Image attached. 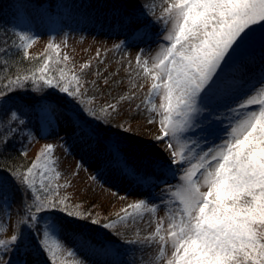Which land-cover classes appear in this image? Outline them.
<instances>
[{
	"label": "snow or ice",
	"instance_id": "snow-or-ice-1",
	"mask_svg": "<svg viewBox=\"0 0 264 264\" xmlns=\"http://www.w3.org/2000/svg\"><path fill=\"white\" fill-rule=\"evenodd\" d=\"M23 17L21 5L18 18ZM115 17L116 29L137 46L136 63L153 80L152 93L162 97L159 107L153 105L151 110L159 116L156 143L164 147L159 149L153 172L129 169L115 147L111 162L139 186L160 189L159 194L153 191L149 198L129 205L133 215L141 209L155 211L157 204L167 207L168 201L179 206L171 217L157 221L155 232L137 233L125 243L155 248L158 255L148 264H264V0H162V5L136 0ZM18 37L25 45L32 39L26 32ZM8 43L0 40V72L8 68ZM124 46V41L116 45ZM257 50L259 80L242 84L239 70ZM89 67L83 65L81 74L67 75L62 68L55 74L45 62L36 69L13 73L8 89H0V155L19 143L20 155L27 157L25 140L34 141L36 135L59 137L61 108L76 114L75 120L65 117L74 128L80 126L81 112L89 122L100 124L118 113L120 101L98 110L89 107L95 97L82 90ZM92 85L97 87L95 82ZM24 89L33 94L30 103L11 100L12 94ZM53 90L66 98L63 107L61 101L50 99ZM155 122V118L149 120ZM120 130L128 128L121 125ZM84 132L90 138L96 135L90 123ZM181 138L192 146L206 145L196 162L189 159L191 147L178 148L174 143ZM56 147L45 144L26 165L0 167V173H7L0 175V200L17 193L25 197L24 231L0 238V264H9L5 257L25 247V231L35 236L51 264L56 261L50 239L69 256L77 255L60 240V225L54 218L56 212L83 218L73 216L69 198L60 195V184L53 183L61 175L53 159ZM154 195L155 200L150 198ZM127 219V215L122 217ZM101 226L112 229L115 222Z\"/></svg>",
	"mask_w": 264,
	"mask_h": 264
},
{
	"label": "rangeland",
	"instance_id": "rangeland-1",
	"mask_svg": "<svg viewBox=\"0 0 264 264\" xmlns=\"http://www.w3.org/2000/svg\"><path fill=\"white\" fill-rule=\"evenodd\" d=\"M135 2L55 0L42 6L47 11L40 14L33 9L35 6H29L26 1L18 3V8L23 5L24 17L18 18L17 11L18 24L13 26L17 35L26 32L32 38L27 45L19 40V44L26 49V57L39 58V66L48 62L55 74L61 68L67 75L81 74V67L88 64L90 67L83 76L82 90L87 92L88 97H95L89 107L98 110L100 106L120 101L117 104L118 113H113L104 124L89 122V118L81 112L80 126L75 128L65 117L75 120L76 114L61 108L64 116L58 129L59 137L54 134L47 138L36 135L34 141H24L23 149L28 152L25 159L30 162L45 144L57 145L53 159L57 161L56 169L61 175L53 183L60 184V195L69 198L67 203L73 216L83 217L74 219L62 212L54 213L60 225V240L77 253L76 256H69L64 247L58 246L55 239H50L49 247L56 264H81V261L83 264H133V261L139 264L141 260L148 264L158 255L157 250L125 241L135 239L137 233L144 236L155 232L157 221L179 211L178 204L168 201L167 207L157 204L155 211L141 209L133 215L129 205L149 198L146 196L153 191L159 194L160 189L139 186L111 162V149L115 147L129 169L153 172L159 161V149L164 147L163 143H156L155 138L160 134L159 116L151 110L153 105L159 107L162 97L152 93L153 80L136 63V44L127 41L125 33L115 27V13L126 10ZM153 2L162 5V0ZM122 41L125 46L117 48L116 45ZM49 44L54 47L49 48ZM56 45L59 47L56 48ZM152 47L155 48V45ZM65 57L68 59L65 60ZM260 69V52L257 50L239 70L241 83H257ZM92 82L97 87H93ZM121 96L129 99L121 101ZM152 118H155V123H149ZM88 123L96 133L91 138L84 132ZM121 125L128 131H121ZM174 143L178 148H192L188 153L192 162H196L198 153L206 147L203 143L189 145L182 138ZM171 182L174 187H179L176 181ZM150 198L155 200L156 196ZM23 201L12 206L10 198L0 200V238L8 239L14 231H24L21 227ZM126 215L129 219L122 220ZM94 220L98 223L93 224ZM111 222H115V228L101 226ZM23 242L25 247H19L5 257L9 264H51L49 254L40 249L34 235L25 231Z\"/></svg>",
	"mask_w": 264,
	"mask_h": 264
},
{
	"label": "trees",
	"instance_id": "trees-1",
	"mask_svg": "<svg viewBox=\"0 0 264 264\" xmlns=\"http://www.w3.org/2000/svg\"><path fill=\"white\" fill-rule=\"evenodd\" d=\"M20 1L28 2L29 6L32 5L31 7L35 6L36 8L33 7V9L40 14L42 11H47V9L42 6L47 2H54L55 0H0V40H7L9 42L7 46L11 49L8 57V68L0 72V89L4 90L8 89L9 81L12 79L13 73L24 72L25 70H32L39 67V65H37L39 64V58L31 59L32 57H26V49L19 44L16 28L13 26L14 24H18L16 12L18 11V3ZM13 44L18 45V47H13ZM50 99H52L54 103L58 100L61 101V106H63V101H66V98L60 97V94L54 90L51 92ZM11 100L15 101L17 104H28L33 100V94L26 89L20 90L12 94ZM20 150L21 145L18 143L14 148H9L7 152L0 155V167L23 166L28 164L30 160H26L25 157H22L20 155ZM0 175L7 176V173H0ZM11 187L15 190L14 182H11ZM20 200H24V197L19 193L10 198L12 206H17ZM21 210L24 214V208Z\"/></svg>",
	"mask_w": 264,
	"mask_h": 264
}]
</instances>
